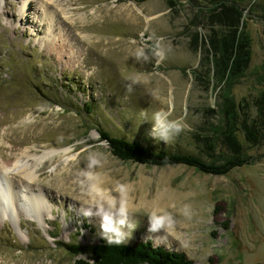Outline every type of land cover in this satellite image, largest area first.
I'll list each match as a JSON object with an SVG mask.
<instances>
[{
  "label": "rangeland",
  "instance_id": "374dc122",
  "mask_svg": "<svg viewBox=\"0 0 264 264\" xmlns=\"http://www.w3.org/2000/svg\"><path fill=\"white\" fill-rule=\"evenodd\" d=\"M42 1L0 0V264L89 261L58 242L100 243L98 220L75 211L89 201L82 172L90 156L100 160L92 171L105 189L128 187L136 228L125 244L151 241L194 264H264V0L228 1L242 13L237 35L250 39L249 66L235 81L215 64L212 40L234 34L211 19L217 0H58L46 10L61 24L52 29ZM56 8L73 22L61 23ZM148 36L159 39L164 58L136 62L132 53L149 46ZM161 109L184 125L167 145L147 135L145 114L150 120ZM226 112L236 116L230 131L242 153L255 159L224 176L121 161L96 131L216 163L234 153L218 133L228 130ZM244 123L256 130V145ZM153 211L171 217L157 243L147 230Z\"/></svg>",
  "mask_w": 264,
  "mask_h": 264
},
{
  "label": "trees",
  "instance_id": "16d2710c",
  "mask_svg": "<svg viewBox=\"0 0 264 264\" xmlns=\"http://www.w3.org/2000/svg\"><path fill=\"white\" fill-rule=\"evenodd\" d=\"M139 3H145L151 0H130ZM229 0H217L215 8H212L211 19L217 17L218 24L227 31H234L231 37H223L212 40V46L215 49V64L218 67V74L226 80L235 81L244 77V74L251 60L250 39L245 32L237 35L240 25L241 11L234 6ZM235 3V2H233ZM230 7V8H229ZM233 100L226 99V104ZM234 104H232L233 108ZM86 112L92 113L89 105L86 104ZM230 113L226 112L228 130L222 133L225 141L232 146L234 151L231 158L220 162L208 163L200 156L190 153H171L166 150H151L140 142L129 141L125 138L115 137L110 132L96 128L101 140L105 141L110 148L113 156L121 161H130L143 165L151 166H175L182 165L197 169L198 171L213 176H224L232 170L245 165H251L254 157L245 156L242 153L243 146L238 140L237 134L230 131V123L235 119ZM244 133L246 140L257 143L256 130L250 128L244 123ZM208 140V139H206ZM210 141V140H208ZM217 213V209L214 211ZM227 229L228 224H223ZM56 238V236H52ZM58 245L64 248L73 257L87 255L88 262L82 261V264H194L185 253L173 252L165 247H156L151 241H141L136 244L108 245L105 240L101 239L100 243L93 246H83L79 243ZM81 264V263H80Z\"/></svg>",
  "mask_w": 264,
  "mask_h": 264
},
{
  "label": "clouds",
  "instance_id": "9594fccd",
  "mask_svg": "<svg viewBox=\"0 0 264 264\" xmlns=\"http://www.w3.org/2000/svg\"><path fill=\"white\" fill-rule=\"evenodd\" d=\"M149 44L146 48L144 44H139L132 53V57L139 63H150L153 60L164 58V51L161 48L159 39L152 36L144 38ZM127 85V90H132L135 81ZM170 113L161 109L153 113L149 120L145 114V121L151 122V127L147 135L156 142L169 144L172 139L184 129L181 120L169 119ZM100 164V160L95 156H90L87 167L82 172L83 181L86 184L89 201L81 203L75 208L79 216L91 221L95 218L99 222V236L108 245H120L129 240V235L136 228L129 215L127 200V185L117 183L110 189L103 187V181L92 171ZM187 211V207L185 209ZM149 239L154 243L160 241L165 234V229L170 226L171 217L167 214H157L153 211L147 216Z\"/></svg>",
  "mask_w": 264,
  "mask_h": 264
},
{
  "label": "bare ground",
  "instance_id": "6f19581e",
  "mask_svg": "<svg viewBox=\"0 0 264 264\" xmlns=\"http://www.w3.org/2000/svg\"><path fill=\"white\" fill-rule=\"evenodd\" d=\"M58 0H43L42 1V3H43V5H44V8H45V14H46V10H48V8H53V6L51 5V4H57V3H59V2H57ZM66 2H67V4H70V5H75V6H79V5H81V3H82V1L83 0H65ZM58 8H60V6H58ZM58 8H56V12H58V11H60V12H62L63 11V13L65 14V18H63V17H61L60 15H59V17H60V22L62 21V22H67L66 21V19H68L69 18V16H67L66 15V13L64 12V10H63V8H61V9H58ZM75 8H77V7H75ZM54 9V8H53ZM30 10H31V8H30ZM82 11V9H75V15L77 14V12H81ZM31 12V11H30ZM32 12H33V9H32ZM84 12V11H83ZM98 13L100 14L101 12L100 11H98ZM33 15H35V14H33V13H30L29 14V16L32 18V19H34L35 20V18H34V16ZM47 15H49L50 17H45V21H46V24L47 25H49L50 27H49V29H52L53 27L51 26V25H53L54 24V22H56V24L58 25V21H59V19H57L56 21H55V13H54V11H53V13H48L47 12V14L45 15V16H47ZM68 17V18H67ZM69 21L72 23L73 22V18H69ZM61 22V23H62ZM61 25V24H60ZM60 25H58V26H60ZM54 26V25H53ZM73 35H75V39L74 40H76L77 41V35H76V33L74 32L73 33ZM74 37V36H73ZM73 37H69V39L67 40L66 39V42H67V45H68V43H69V41H71V38H73ZM79 40V39H78ZM68 47H71V44L68 46ZM73 48V47H72ZM55 155V153H52V152H50V153H48L47 155H44V156H40V157H36V162L37 163H41L43 160H45V159H50V158H53V156ZM26 157H30V156H26ZM25 161H27V159L25 160ZM25 166H27V165H24L23 167H25ZM24 169V168H23ZM27 176V179L29 178L30 180H34V178H32V176L31 175H26ZM2 197H3V199L4 198H6V195L5 194H3L2 193V195H1ZM26 211H28V212H32L33 210H30V209H28V210H26ZM33 219L34 220H36L37 222H41V219H39V216H38V214L36 215V216H34L33 217Z\"/></svg>",
  "mask_w": 264,
  "mask_h": 264
}]
</instances>
